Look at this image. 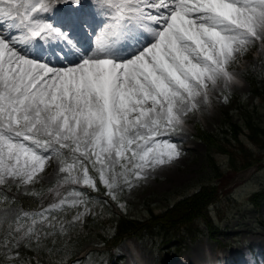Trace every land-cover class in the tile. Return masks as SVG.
Wrapping results in <instances>:
<instances>
[{"label":"snow or ice","instance_id":"6c2138e0","mask_svg":"<svg viewBox=\"0 0 264 264\" xmlns=\"http://www.w3.org/2000/svg\"><path fill=\"white\" fill-rule=\"evenodd\" d=\"M63 2L77 7L58 17L62 0H0V184L31 182L62 148L99 162L110 193L117 175L171 163L180 152L166 137L209 84L233 79L236 52L264 41V0ZM83 183L95 187L86 168Z\"/></svg>","mask_w":264,"mask_h":264},{"label":"rangeland","instance_id":"374dc122","mask_svg":"<svg viewBox=\"0 0 264 264\" xmlns=\"http://www.w3.org/2000/svg\"><path fill=\"white\" fill-rule=\"evenodd\" d=\"M92 4L93 0H90L89 5ZM228 68L238 71V75L232 74L233 79L227 84L220 80L215 87L211 85L208 90L209 101L204 103L202 98H198L199 107L184 116L183 123L178 126L177 131L166 137L177 145L180 152L178 158L154 169L138 170L143 176L140 179L135 178L134 174H128L127 181L124 175L116 176L111 192L115 199H118L120 212L128 217L147 218L152 211L164 209L177 198L213 180L210 168L204 161L206 153L204 143L194 137L196 123L205 130L215 132L229 120L242 125L240 128H243L244 119L249 117L264 127V94L255 96L249 91L247 81L240 78L243 70H251L264 88V41L251 42L243 50L236 52ZM245 130L243 128V133ZM243 133L240 139L244 140L251 151L263 158L264 152L252 144ZM56 147L59 148V145ZM82 151L83 149L78 152L80 156ZM46 155L48 159L43 170L39 171L31 182L23 183L19 178L6 176L5 182L0 184V191L5 190L8 184H17L19 191L25 192L40 186L38 180L44 183L49 181L58 183L57 187L50 191V195H57V199L34 212L24 211L7 193L0 192V264H42L38 256L42 251H47L48 254L53 251L52 254L66 261L71 257V253L77 250L73 244L78 240L77 236L69 238L71 235L69 234L65 235L64 241H53L48 232L54 228L60 231L65 229L59 221L60 218L52 214L58 212L61 207L73 206L71 201L81 200L83 193L78 196L76 194L80 192L72 189L87 184L83 183V175L64 162L65 159L61 158L60 152L59 155L52 152ZM237 157L239 158L240 154ZM216 160L227 172L229 164L227 156L219 154ZM262 162L247 171L244 170L239 176L241 178L227 185L222 183V177L219 180L214 179L221 190L218 199L209 207L214 221L219 225L220 234L216 239H210L204 234L194 241L184 242L163 241L160 236L154 239L150 236L130 237L120 241L116 246V253L124 255L121 264H174L179 255L186 264H204L208 258L211 260L209 264H264V201L259 205H253L250 198L255 191H263L264 159ZM98 164L100 168V163ZM61 167L65 168L64 172L60 171ZM106 172L109 182H113L112 172L108 169ZM115 172L120 173L117 169ZM72 177H77L80 182L72 183ZM61 201L65 202L61 204ZM46 209L47 211H44ZM117 210L118 207L113 206L112 212L118 214ZM41 212L46 219H41L38 215ZM81 213L83 211L72 214L70 218L72 224L81 225L83 219ZM97 213L98 209L95 211V217L99 224L95 226L94 232L85 233L83 237L85 246L82 251L85 249L88 251L81 259H74L72 264H108L105 241L97 235V231L105 236L112 234L116 227L114 222L117 215L111 213L108 218L107 214ZM33 220L37 221L34 226ZM29 227H32L33 231L25 235ZM18 228L19 231H16ZM54 242L56 245H53ZM179 244L182 245L180 249L177 248ZM42 247L43 249L39 251ZM78 252L77 250L76 254Z\"/></svg>","mask_w":264,"mask_h":264},{"label":"trees","instance_id":"16d2710c","mask_svg":"<svg viewBox=\"0 0 264 264\" xmlns=\"http://www.w3.org/2000/svg\"><path fill=\"white\" fill-rule=\"evenodd\" d=\"M250 82L251 91L257 95H263L264 92L258 88L257 81L254 77H247ZM242 125L233 123L232 121H226V123L219 128L218 131L205 130L198 123L195 125L196 137L202 140L205 144V163L210 168V175L213 180L207 183L201 184L198 190H195L186 196L178 198L173 205L165 207L158 212H152V214L146 219L138 220L134 218H127L126 216H119L116 221L115 233L113 236H105L98 234L104 240H112V245L119 242L123 233L136 234L142 236L143 234L154 235L156 233H162L165 237H184L189 236L191 239H195L200 235L201 224L204 226L210 237H215L217 234V224L213 220L209 204L213 200L217 199L219 186L215 184L214 179L219 180L222 177V183H225V173L223 168L218 164L216 157L219 154H225L228 158L227 168L229 172H235L243 170L246 167L254 165L255 162L260 160V156L256 155L246 145L243 139H240L241 133L245 135L247 139L255 144L259 149H264V127L261 124L246 117ZM240 154L238 158L237 155ZM130 156V154H127ZM93 161V157H91ZM130 166V165H129ZM95 174L98 173L95 171ZM99 179V176H98ZM47 186L43 185L35 194H21L19 195V203L23 207L30 210L36 209L41 206L45 200ZM256 193L252 196L255 197ZM264 198V192L259 195ZM93 219L89 218V225ZM88 221L85 225H87ZM93 228V226L91 225ZM63 234V233H61ZM56 235V239L64 240L62 235ZM82 238V237H81ZM81 240V239H80ZM85 240V239H84ZM83 241V240H82ZM81 241V242H82ZM81 242H76L78 248L83 245ZM42 248L39 249L41 251ZM58 251V250H56ZM49 254L47 251L39 253V261L42 264H57L62 259L58 256ZM59 252V251H58Z\"/></svg>","mask_w":264,"mask_h":264},{"label":"bare ground","instance_id":"6f19581e","mask_svg":"<svg viewBox=\"0 0 264 264\" xmlns=\"http://www.w3.org/2000/svg\"><path fill=\"white\" fill-rule=\"evenodd\" d=\"M68 59H69V60H74L75 57H73V56H69ZM54 63H59V61H58V60H55ZM209 87H211V84H209Z\"/></svg>","mask_w":264,"mask_h":264}]
</instances>
